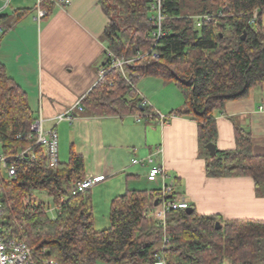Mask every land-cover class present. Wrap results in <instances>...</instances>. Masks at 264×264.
Instances as JSON below:
<instances>
[{
  "label": "trees",
  "instance_id": "16d2710c",
  "mask_svg": "<svg viewBox=\"0 0 264 264\" xmlns=\"http://www.w3.org/2000/svg\"><path fill=\"white\" fill-rule=\"evenodd\" d=\"M206 1L188 14L181 11L180 0H162L163 33L156 41L148 20L150 0H97L109 18L102 33L107 46L101 67L107 71L81 98V114L149 116L150 106L135 91L138 79L155 76L172 82L184 102L169 115L189 116L196 122L206 175L249 176L256 193L264 195V158L252 152L248 129L235 127L233 149L216 148L214 157L206 149L207 143L215 144V116L225 102L264 86V0ZM41 5L49 13L53 8L50 0ZM202 14L210 15L211 21L196 26L194 16ZM108 51L130 59L137 52L140 56L124 66L123 75L110 68ZM35 118L26 93L0 64V145L16 170L14 177L1 178L6 236L25 241L36 251L45 249L46 257L61 264H156L157 254L167 264L264 263V220L222 219L199 214L189 205L190 211H168L163 226L145 214L158 197L157 189H128L114 196L109 227L95 230L90 188L70 194L86 177L82 155L70 148L67 160L51 165L43 147L33 145V157L10 158L34 142L27 134ZM36 193L51 199L57 207L53 215ZM164 233L168 239L161 248Z\"/></svg>",
  "mask_w": 264,
  "mask_h": 264
},
{
  "label": "crops",
  "instance_id": "0c3cea01",
  "mask_svg": "<svg viewBox=\"0 0 264 264\" xmlns=\"http://www.w3.org/2000/svg\"><path fill=\"white\" fill-rule=\"evenodd\" d=\"M50 1V14L39 22L35 0H13L12 7L1 12L5 32L0 36V64L26 93L34 116L41 112L45 128L55 127L58 144L59 139L66 142L68 156L70 148L82 155L86 177H101L90 188L92 196L102 190L111 202L128 189H159L173 182V193L199 214L264 220V195L256 193L251 177L206 175L196 122L169 115L184 102L174 83L155 76L138 79L135 91L148 102L149 116H86L73 109L99 79L107 46L102 33L109 18L97 0ZM68 110L72 120L56 123L54 116ZM160 115L165 123L159 122ZM215 117L216 148L233 149L234 129L243 127L250 131L252 152L264 158V86L225 102ZM147 157L150 164L131 161ZM153 165L164 170L163 180H148Z\"/></svg>",
  "mask_w": 264,
  "mask_h": 264
},
{
  "label": "built area",
  "instance_id": "2783aa9c",
  "mask_svg": "<svg viewBox=\"0 0 264 264\" xmlns=\"http://www.w3.org/2000/svg\"><path fill=\"white\" fill-rule=\"evenodd\" d=\"M0 14L1 12L10 6L11 0H0ZM42 0H35V11H36V20L39 22L40 20L46 18L50 13L47 9L43 8L41 5ZM67 0L65 1V3ZM150 8L151 12L148 15V20L154 27L153 35L155 36V40L157 41L158 37L163 33L162 31V21L165 18L164 13L162 12V0H150ZM257 12L254 11L253 18L256 16ZM194 21L196 26H200L203 22L211 21V16L208 14H202L194 16ZM5 32V25L0 20V36ZM108 58L110 60V68L116 67L121 73L124 75V66L129 62L133 61L135 58L139 57L140 54L137 52V57L130 59L124 56H117L112 52H107ZM155 55L153 54V57ZM107 68L101 67L99 70V77L103 76ZM142 98V97H141ZM143 104H148L145 98H142ZM73 109L81 112L83 110L81 105V99L75 102ZM73 118L71 110L65 111L64 113H60L54 116L55 122L58 123L63 120L71 121ZM137 121L140 120V115H137ZM159 122L165 123L166 118L163 116H159ZM17 138H22L21 135H17ZM27 138L29 140H33L34 142L28 144L25 148L19 150L16 154L11 155L10 158L22 156L25 154H29L32 157V146L40 145L43 147L45 151V155L47 157L48 163L51 165L56 164L58 162V134L55 127L51 126L49 128H45L44 126V117L41 112L36 116L35 120L30 125L29 133L27 134ZM133 163L144 164L145 162L151 163V157H147L145 159H132ZM3 172H6L9 178L14 177L16 170L14 166L8 164V157L3 153H0V264H61L53 259H50L45 256L46 250L42 249L41 251H36L31 248L25 241L17 239L15 237H8L5 235L4 228L2 227V209L3 202L1 200L2 195V180ZM161 177L163 180L166 175L164 170L156 165H153L148 174V180H155L157 177ZM101 179L99 176H89L84 179L77 181L73 188L71 189L70 194L76 195L80 192H83L89 188H91L96 182ZM159 190V194L157 199L155 200L157 203L152 207H147L145 214H150L151 217L157 221L161 225H165L166 213L170 210L177 209H187L189 203L184 198H179L173 193V182L163 183L162 186L157 189ZM62 200L64 199L61 198ZM47 211L54 214L57 207L47 205ZM167 235L164 233L162 239L160 241V247L163 248L166 241ZM156 264H167L163 257L160 254L156 255ZM72 264V263H70Z\"/></svg>",
  "mask_w": 264,
  "mask_h": 264
},
{
  "label": "rangeland",
  "instance_id": "374dc122",
  "mask_svg": "<svg viewBox=\"0 0 264 264\" xmlns=\"http://www.w3.org/2000/svg\"><path fill=\"white\" fill-rule=\"evenodd\" d=\"M13 3L11 2L7 10L12 7ZM206 3V0H180V8L183 13L193 14L201 9ZM58 149V158H60V160H66L68 156L66 142H63L61 139H59ZM0 153H2L1 145ZM133 159L140 160L138 158ZM7 178L8 176L6 172H3V179L6 180ZM36 197L44 200L50 206H53L51 199L47 198L45 195L36 193ZM109 205L110 199L108 198V194H106V192L99 190L95 192L93 196L91 194V209L93 215V227L95 230H102L109 227ZM49 214L51 215V213ZM97 264L105 263L97 262Z\"/></svg>",
  "mask_w": 264,
  "mask_h": 264
},
{
  "label": "water",
  "instance_id": "95a60500",
  "mask_svg": "<svg viewBox=\"0 0 264 264\" xmlns=\"http://www.w3.org/2000/svg\"><path fill=\"white\" fill-rule=\"evenodd\" d=\"M242 37H244V35ZM206 149L208 150L210 157H214L215 156V154H216V146H215L214 143H212V142L207 143L206 144ZM156 203L157 202L155 201V204ZM187 211H190V208H187ZM218 227H219V223L217 222L216 223V228H218Z\"/></svg>",
  "mask_w": 264,
  "mask_h": 264
}]
</instances>
